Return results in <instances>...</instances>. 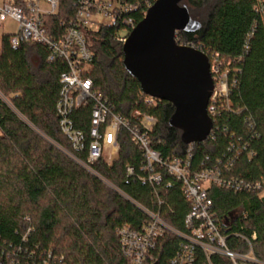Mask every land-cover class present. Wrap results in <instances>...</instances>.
<instances>
[{
  "label": "trees",
  "instance_id": "1",
  "mask_svg": "<svg viewBox=\"0 0 264 264\" xmlns=\"http://www.w3.org/2000/svg\"><path fill=\"white\" fill-rule=\"evenodd\" d=\"M137 7L140 22L156 0H123ZM20 3V0H17ZM201 23L181 30L180 44L192 45L222 62L228 73V99H221L213 129L201 143L184 144L170 125L175 111L169 101L152 106L142 101L139 81L125 67L117 24L87 30L95 56L88 76L94 88L131 125L148 131L152 148L165 158L190 154L191 171H218L220 176L260 182V189L236 191L211 182L208 194L229 250L248 254L247 264H264V2L260 0H182ZM78 0H60L42 21L48 34L59 36L62 23L76 14ZM19 34V44L10 39ZM44 44L19 32L4 34L0 49V264H130L121 251L118 229L140 230L148 222L141 207L159 212L178 231L186 232L191 209L181 181L163 172L158 184L143 180V151L130 132L119 131L118 156L112 162L87 160L61 132L56 104L63 60L48 61ZM140 110L156 118L147 129ZM77 128H89L90 107L76 109ZM235 158V160H234ZM86 163L87 166L78 162ZM232 162L231 166L228 163ZM131 166L134 172L126 173ZM255 233L256 237L253 238ZM180 239L166 233L153 250L156 264H169ZM232 264L222 254L209 258L199 249L195 264Z\"/></svg>",
  "mask_w": 264,
  "mask_h": 264
},
{
  "label": "built area",
  "instance_id": "2",
  "mask_svg": "<svg viewBox=\"0 0 264 264\" xmlns=\"http://www.w3.org/2000/svg\"><path fill=\"white\" fill-rule=\"evenodd\" d=\"M20 1L18 3L17 0H3L0 4V22L7 19L17 21L18 32L24 39L48 47V61L54 62L58 59L65 61L66 69L59 76L61 86L56 110L59 128L68 138L72 148L76 151H86L89 163L102 158L112 162L117 157L120 147L119 131L125 128L130 132L134 143L143 151L142 169L145 171L143 180L150 184H158L163 179V172H166L181 181L184 194L191 204V209L185 217L186 232L178 231L166 223L159 212H152L143 207L141 209L149 220L140 230L128 226L118 229L122 254L130 264H156L153 250L157 247L158 240L166 233L180 239L169 264H195L199 249L208 258L214 253L225 255L232 264H247L253 260L252 252L239 254L228 249L226 237L217 224L212 209L213 201L207 187L213 182L241 191L260 189L262 184L222 177L218 171H191L190 154L171 159L163 157L158 150L152 148L148 131L138 124L131 125L121 114L115 112L108 99L94 88L92 78L87 75L95 56L88 44L87 30L102 24H117L119 28L115 37L124 44L138 24L130 15L137 7L123 0H78L75 17L68 23H62L63 32L59 36H53L47 33L42 21L45 15L57 12L60 0ZM10 42L17 46L19 34L12 36ZM217 63V58L211 62L215 87L209 100L208 113L212 119L216 116L218 107L223 105L221 99H225L226 109L232 108V102L228 99L230 69L221 71V65ZM159 100L142 93V101L146 106H152ZM88 106L90 121L85 132L76 127L72 114L76 109ZM133 116L140 117L147 129L152 128L156 122L154 116L140 110H135ZM78 162L87 166L81 160ZM231 165L232 162L229 161L228 166ZM133 172V167H126L127 175ZM255 237L254 233L253 238Z\"/></svg>",
  "mask_w": 264,
  "mask_h": 264
},
{
  "label": "water",
  "instance_id": "3",
  "mask_svg": "<svg viewBox=\"0 0 264 264\" xmlns=\"http://www.w3.org/2000/svg\"><path fill=\"white\" fill-rule=\"evenodd\" d=\"M182 0H156L123 45L124 64L142 93L171 102L170 125L184 144L207 139L213 121L208 104L215 83L207 53L176 38L181 30L201 27Z\"/></svg>",
  "mask_w": 264,
  "mask_h": 264
},
{
  "label": "rangeland",
  "instance_id": "4",
  "mask_svg": "<svg viewBox=\"0 0 264 264\" xmlns=\"http://www.w3.org/2000/svg\"><path fill=\"white\" fill-rule=\"evenodd\" d=\"M2 2H3V0H0V4H2ZM18 30H19V23L17 21L13 20V19H7L4 22H0V49H1V39H2V36L4 34L17 33ZM214 60H215V58H212V61H214ZM221 64H222V62L219 60L218 63H217V65L220 66ZM220 70L223 71L222 67H220Z\"/></svg>",
  "mask_w": 264,
  "mask_h": 264
}]
</instances>
